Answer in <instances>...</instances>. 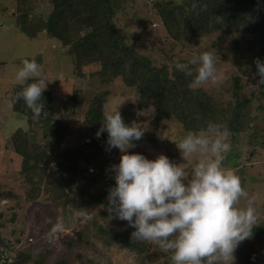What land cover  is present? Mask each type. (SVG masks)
<instances>
[{
	"label": "rangeland",
	"instance_id": "obj_1",
	"mask_svg": "<svg viewBox=\"0 0 264 264\" xmlns=\"http://www.w3.org/2000/svg\"><path fill=\"white\" fill-rule=\"evenodd\" d=\"M156 1L165 0H122L114 17L115 25L127 44L156 66L165 67L170 76L182 73L176 71V62L189 63L194 56L211 52L217 79L194 83L198 65L191 64L193 76L186 77L189 87L201 88L222 117L231 118L237 101H249L253 119L240 133L228 131L231 150L224 154L222 167L238 175L248 193V198H241L237 206L247 207L251 201L258 214L255 225L264 227V86L259 76L244 71L249 29L237 26L193 41H177L167 34L154 7ZM52 8L50 0H0V241L13 246L10 249L26 258L22 264H171V253L151 242H138V248L132 250L110 240V235L121 234L129 227L126 221L109 219L107 194L115 184L111 170L88 193L82 192V187L73 200L54 202L50 190L43 189L47 185L39 184L37 191L30 188L21 172L22 155L8 147L16 128H32L35 137L44 141L48 167L56 170L55 175L63 176L67 173L66 158L75 148L79 147L92 160L99 157L94 145L83 144L90 140L92 132L84 122L90 100L106 92L105 108H113L123 101L118 106L120 110L138 99L135 88L126 86L120 76L103 80L92 75L98 69L97 64L86 65L85 74L78 75L67 48L44 32L32 37L16 23L22 10L27 9L31 18H44ZM33 58L52 80L44 90L49 93V109L43 108L38 119L32 118L28 107L23 113H16L10 105L14 72L24 59ZM74 93L77 103L72 108L70 96ZM45 100L42 95L41 104ZM137 110L133 120L143 121L139 123L148 127L128 151L141 153L148 159L164 154L182 163L186 173L190 172L175 144L187 130L171 114L156 120L155 110L151 119L144 121L145 117H137ZM57 117L67 123V136L60 139L50 133L47 137L40 135L47 120ZM35 137L32 136L33 140ZM101 150H106V156L114 159L113 164L119 163L118 149H109L106 142ZM76 167L81 169L82 164L77 162ZM78 178V185H82L85 178L80 175ZM57 223L62 225L61 229L52 232ZM234 254L235 264H264V239L252 234L240 243Z\"/></svg>",
	"mask_w": 264,
	"mask_h": 264
},
{
	"label": "trees",
	"instance_id": "obj_2",
	"mask_svg": "<svg viewBox=\"0 0 264 264\" xmlns=\"http://www.w3.org/2000/svg\"><path fill=\"white\" fill-rule=\"evenodd\" d=\"M50 3L53 8L44 18H31L25 9L19 13L20 19L16 23L32 37L44 32L45 36L56 39L61 47L67 48L78 75L85 74L83 68L86 65L97 64L98 69L92 75L103 80L120 76L126 86L135 88L137 101L127 103L119 110L126 124L134 121L136 109L147 106L155 107L156 120L171 114L187 131H197L204 128L208 121H216L226 125L228 131L240 133L253 119L250 117L249 101H237V95H234L237 103L232 107L231 118L222 117L201 88L189 87V78L184 74L170 76L165 67L156 66L146 55L127 44L114 21L122 0H50ZM154 7L167 34L177 41L188 42L218 30L247 27L249 36L244 71L259 76L254 61L259 58L264 62V0H165L154 2ZM19 87L12 85L11 98ZM42 95L46 98L42 106L49 109V93L43 91ZM106 95V92H102L93 97L84 115V122L92 132L90 140L83 144L94 145L98 159L92 160L79 147L75 148L73 154L66 158L67 173L63 176L55 175L56 170L48 167L44 141L35 137L32 128L25 130L18 127L12 132L8 147L22 155L21 172L25 181L31 184V189L37 191L39 184L47 185L43 189L50 190L54 202H65L81 193L82 187V192L88 193L90 188L105 179L114 159L106 156V150H101L107 142V133H102L98 138L95 134L103 121ZM70 100L71 107L75 108L76 93L71 94ZM12 109L16 113H23L28 108L20 100L12 105ZM49 133L64 138L68 134L67 123L61 117L47 120L40 135L47 137ZM77 162L82 164L81 169L76 167ZM79 175L85 178L82 185H78ZM132 231L134 229L129 226L121 234H112L109 238L135 250L138 241L130 238ZM252 234L264 239V227L254 225ZM0 246L11 252V264H22L26 259L10 249L13 246L1 241Z\"/></svg>",
	"mask_w": 264,
	"mask_h": 264
},
{
	"label": "clouds",
	"instance_id": "obj_3",
	"mask_svg": "<svg viewBox=\"0 0 264 264\" xmlns=\"http://www.w3.org/2000/svg\"><path fill=\"white\" fill-rule=\"evenodd\" d=\"M254 62L259 81H264V62L259 58ZM190 64L198 65L194 83L217 79L211 52L200 53L189 63L176 62L174 67L191 77ZM51 81L34 58L24 59L14 72V83L20 87L10 105L23 100L32 118L38 119L44 110L42 93ZM120 104L104 109L95 134L98 138L106 132L108 148L121 152L119 163L111 165L115 184L107 194L109 219L126 221L134 229L131 239L151 242L171 253V264H235V250L251 238L258 214L251 201L247 207L237 206L241 198H248V193L240 177L222 167L224 154L231 150L226 125L208 121L204 128L187 131L175 143L183 163L190 168L186 173L182 163L164 154L148 159L128 151L148 126L139 120L126 124ZM154 112V106H147L137 110L136 115L146 121ZM61 227L57 223L51 231Z\"/></svg>",
	"mask_w": 264,
	"mask_h": 264
},
{
	"label": "built area",
	"instance_id": "obj_4",
	"mask_svg": "<svg viewBox=\"0 0 264 264\" xmlns=\"http://www.w3.org/2000/svg\"><path fill=\"white\" fill-rule=\"evenodd\" d=\"M12 262L13 257L9 254V251H6L5 248L0 246V264H11Z\"/></svg>",
	"mask_w": 264,
	"mask_h": 264
}]
</instances>
